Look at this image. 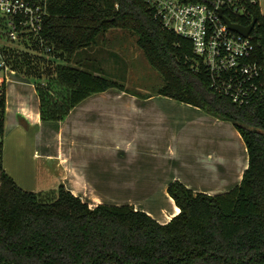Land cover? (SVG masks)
I'll return each mask as SVG.
<instances>
[{
	"label": "trees",
	"instance_id": "obj_1",
	"mask_svg": "<svg viewBox=\"0 0 264 264\" xmlns=\"http://www.w3.org/2000/svg\"><path fill=\"white\" fill-rule=\"evenodd\" d=\"M38 1L46 5L42 35L51 50L36 57L22 53V68L25 76L32 70L40 73L39 78L47 77L44 87L35 82L41 120H63L93 93L126 90L120 82L70 60L108 29H130L163 78L155 93L230 121L245 142L248 165L239 184L223 193L193 191L178 179L169 182L166 190L179 212L164 224L131 204L90 207L63 183L46 195L25 191L2 165L4 96L0 264H264V89L244 105L215 91L190 40L164 27L144 0ZM252 15L256 23L251 56L263 67L264 85V14L255 6ZM239 22L249 24L250 19ZM52 52L64 62L50 68L43 57ZM19 55L12 64L21 61ZM45 65L47 70L41 73Z\"/></svg>",
	"mask_w": 264,
	"mask_h": 264
},
{
	"label": "crops",
	"instance_id": "obj_2",
	"mask_svg": "<svg viewBox=\"0 0 264 264\" xmlns=\"http://www.w3.org/2000/svg\"><path fill=\"white\" fill-rule=\"evenodd\" d=\"M102 43L78 50L70 63L101 74L115 70V60L107 59L113 54L96 48ZM53 55L46 56L50 68L64 62L59 53ZM9 74L7 84L31 88L29 97L22 93L25 88L5 89L2 165L25 191H52L63 183L90 207L131 204L164 224L179 212L167 193L169 182L178 179L193 191L223 193L239 184L248 165L237 128L199 107L155 91L109 88L82 99L63 120L43 121L35 82ZM98 107L108 119L94 118ZM184 163L189 171L182 177L175 165ZM187 176L207 187L194 186ZM115 200L125 203L110 202Z\"/></svg>",
	"mask_w": 264,
	"mask_h": 264
},
{
	"label": "built area",
	"instance_id": "obj_3",
	"mask_svg": "<svg viewBox=\"0 0 264 264\" xmlns=\"http://www.w3.org/2000/svg\"><path fill=\"white\" fill-rule=\"evenodd\" d=\"M144 1L164 27L190 40L215 91L239 105L263 93V67L251 56L253 30L244 35L226 22L227 18L247 26L239 20L251 22L253 7H259V0ZM46 12L45 2L38 0H0V118L8 74L14 70V55L24 53L21 48L28 41L39 54L51 50L42 35Z\"/></svg>",
	"mask_w": 264,
	"mask_h": 264
},
{
	"label": "rangeland",
	"instance_id": "obj_4",
	"mask_svg": "<svg viewBox=\"0 0 264 264\" xmlns=\"http://www.w3.org/2000/svg\"><path fill=\"white\" fill-rule=\"evenodd\" d=\"M259 4H262L261 0H259ZM137 35L133 30L130 29H123V28H118V27H112L110 29H108L105 33H101L100 35L97 36L96 41L95 42H105L102 43L101 45H97L96 48H98L99 46H104L105 50H109V53L113 54L114 58H107V53L104 52L103 53V58H107L108 61H110L111 59L115 60L116 64V69L115 70H111L110 72H105L103 73V75L107 76L108 78H111L113 80H116L118 82H120L121 84H123L126 88V90H130V91H134L137 93H148V92H154L156 91L160 86H162L163 84V78L160 74L159 71H157L154 67L151 66V64L148 62L145 54L143 53L142 49L138 46L137 42ZM110 42V43H109ZM30 42H27V46L24 47L25 45L22 46V51H24V54L36 57V56H40L43 54H39L38 51L33 48L30 47ZM92 45V44H91ZM91 45L87 48V50H92L91 49ZM95 48V50H96ZM55 53L52 52L53 55ZM46 56V55H45ZM54 56V55H53ZM19 60H21L20 62H17V60L13 63V68L16 73V75H13L14 77L16 76L17 78H22V79H26L28 81H33V82H37L38 84H40V86H46L47 85V77H42L39 78L38 77V72L34 71H29V76L28 73L25 76L26 71H24V63L25 61L22 58V54L19 55ZM45 58V60L47 59V57H43ZM50 59H48L46 62H48ZM108 61H106L105 63V67L107 68V66H110L112 68V64L109 63ZM49 63V62H48ZM21 66V67H20ZM42 66V64L40 65ZM24 67V68H22ZM47 66L45 65V69L44 66L41 68V73H44V71H46ZM26 70V69H25ZM11 74H9L10 76ZM23 75V76H22ZM45 76V74H43ZM12 76V78H13ZM25 76V77H24ZM36 86V84H35ZM25 88L22 89V93H25L26 97H29V93L31 91L30 87H25V86H20V85H13V83H8L6 86L7 90H10L13 88ZM128 92V91H127ZM113 98V97H111ZM102 108L103 107H98L93 113H94V118L95 119H108L106 116L102 115ZM101 112H99V111ZM106 112V111H104ZM94 127L91 126L90 124V129H92ZM103 127H96V129H102ZM79 129V127H78ZM81 129V128H80ZM79 129V131H80ZM84 132L86 131V127L83 128ZM46 133V132H45ZM46 136V135H44ZM81 136V134H80ZM205 148V147H202ZM187 171H189L187 169V164H181L180 167H178L177 165H175V172L179 173L180 176L184 177L185 176V172L188 173ZM196 173V172H195ZM189 177V183L193 184L194 186H197V183L200 182L201 184L204 182V180H199L196 179L194 177L187 176L186 181ZM198 177V176H197ZM208 178V177H207ZM203 187H207L204 184H202ZM49 192V190L44 189V190H40L37 191V193H41L43 195H46ZM116 192V190H115ZM121 194V193H120ZM117 198H122L120 197L119 194L114 195ZM47 197H49V195H47ZM111 203H125V200H115V201H110ZM127 203V202H126Z\"/></svg>",
	"mask_w": 264,
	"mask_h": 264
},
{
	"label": "water",
	"instance_id": "obj_5",
	"mask_svg": "<svg viewBox=\"0 0 264 264\" xmlns=\"http://www.w3.org/2000/svg\"><path fill=\"white\" fill-rule=\"evenodd\" d=\"M226 22L228 23V25L230 26V28L244 34V35H248L254 28L255 23H256V17L254 16L250 22V24H248L247 26H243L241 24L238 23H233L230 20H228L226 18Z\"/></svg>",
	"mask_w": 264,
	"mask_h": 264
}]
</instances>
